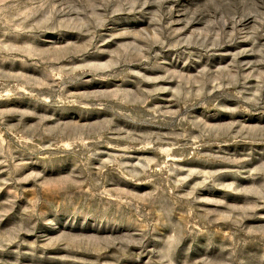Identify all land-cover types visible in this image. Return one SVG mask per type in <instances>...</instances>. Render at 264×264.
<instances>
[{
	"label": "rangeland",
	"instance_id": "1",
	"mask_svg": "<svg viewBox=\"0 0 264 264\" xmlns=\"http://www.w3.org/2000/svg\"><path fill=\"white\" fill-rule=\"evenodd\" d=\"M0 264H264V0H0Z\"/></svg>",
	"mask_w": 264,
	"mask_h": 264
}]
</instances>
